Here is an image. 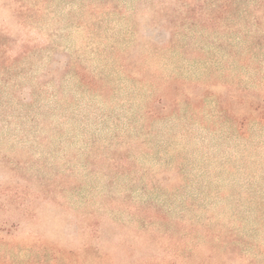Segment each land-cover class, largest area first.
<instances>
[{
  "label": "rangeland",
  "instance_id": "1",
  "mask_svg": "<svg viewBox=\"0 0 264 264\" xmlns=\"http://www.w3.org/2000/svg\"><path fill=\"white\" fill-rule=\"evenodd\" d=\"M0 264H264V0H0Z\"/></svg>",
  "mask_w": 264,
  "mask_h": 264
}]
</instances>
